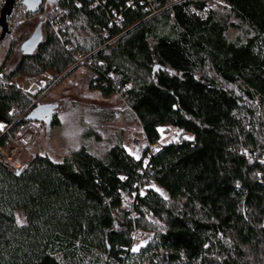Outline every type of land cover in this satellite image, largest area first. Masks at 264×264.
<instances>
[{"label":"trees","instance_id":"16d2710c","mask_svg":"<svg viewBox=\"0 0 264 264\" xmlns=\"http://www.w3.org/2000/svg\"><path fill=\"white\" fill-rule=\"evenodd\" d=\"M150 1L169 0H43L0 43V146L26 127L38 141L58 124L59 107L41 104L47 88L26 94L16 80L48 72L63 80L79 67L94 73L91 89L128 98L147 143L139 159L121 135L60 162L35 153L18 174L0 163V264H264V94L247 79L264 84V0H186L154 17ZM207 6L200 19L194 10ZM59 10L70 22L57 34L50 20ZM35 18L42 40L25 50ZM106 30L122 36L118 48L106 46ZM43 111L38 124L27 120ZM172 130L177 139L163 144ZM143 181L165 196L140 194ZM136 229L152 235L137 252Z\"/></svg>","mask_w":264,"mask_h":264},{"label":"rangeland","instance_id":"374dc122","mask_svg":"<svg viewBox=\"0 0 264 264\" xmlns=\"http://www.w3.org/2000/svg\"><path fill=\"white\" fill-rule=\"evenodd\" d=\"M49 9V7H48ZM174 18L181 20L179 12H174ZM39 18H35L33 30L38 28ZM182 25L192 29L190 21L186 19L179 21ZM220 56H227V53L218 45L207 41ZM238 67L237 64L234 65ZM54 73L48 72L47 77L43 78L46 92L42 96L41 103L44 106H57L58 124L47 128L42 133L39 140L29 148V153L21 156L15 174L21 172L31 160V155L35 153L45 154L53 160L60 162L70 154L79 151L84 146L103 148L114 139L124 135L126 150L133 155H140L146 148L145 135L143 127L138 120L128 116L125 110H129L126 102L119 95L105 97L100 90L91 89V82L95 79L94 73L85 67H79L62 80L61 76L55 79ZM248 81L259 92L264 94V84L255 76L247 77ZM18 85L21 84L17 81ZM36 83L30 93L35 94L40 89ZM130 112V110H129ZM35 124H38L35 122ZM36 131L32 127H26L22 131ZM178 132L172 130L171 133L164 137L163 143H172L177 139ZM135 140L141 142L140 145H133ZM133 155V156H136ZM165 196L163 191L155 187V190ZM152 235L144 232L142 240L134 243L133 251L137 252L145 247L151 240Z\"/></svg>","mask_w":264,"mask_h":264},{"label":"built area","instance_id":"2783aa9c","mask_svg":"<svg viewBox=\"0 0 264 264\" xmlns=\"http://www.w3.org/2000/svg\"><path fill=\"white\" fill-rule=\"evenodd\" d=\"M95 1V6L100 4H105L107 0H94ZM186 0H169L168 4L166 6H161L158 3H154L152 1L149 2L146 8V11L150 13V17H154L159 15L161 12H163L166 8L176 6L180 4L181 2H184ZM216 4L219 5H225L224 0H211ZM6 2V1H5ZM133 2H130L128 6L132 5ZM5 5V3H4ZM41 11V10H40ZM18 12H21L24 14V17L22 19L16 20L13 18L14 15H17ZM195 14L200 18V19H207L210 13L209 7H205L203 10H194ZM27 13H29L25 6H24V0H14V6L13 10L11 13V16L7 18L6 22V33H5V39L9 38L12 39L18 29V26L23 24L25 21H27ZM113 15L115 17V25L119 26L121 22H123V17L121 14H119L116 10H113ZM44 19L46 17L44 16ZM70 18L68 14L65 11L59 10L57 16L53 19L50 20V26L52 29L58 34L61 30V27L65 23H69ZM2 30L0 29V36H1ZM122 36H113L112 34L109 33V31H105L104 34V39L107 41L106 46L109 47L110 49H115L118 48V44L121 42ZM76 60L79 64H84L86 62L85 57L82 55H76ZM45 76V75H43ZM34 77L35 79H32L30 77H27V79H24L23 77L18 78L16 81H20L21 84L19 85L22 91L26 94H31L30 91L34 84L38 83L39 87H44L45 82H44V77L39 76ZM29 78V79H28ZM25 85H28V87H25ZM119 96L122 97L124 102H126V105L128 106V98L123 97L121 93L118 94ZM40 99L37 101H33V106L37 105L39 103ZM28 111H26L23 116H26ZM22 116V117H23ZM4 126V125H3ZM1 130H4V127L1 128ZM37 141V136L34 132L32 131H21L18 136L14 139H11L6 146H0V163L8 167L11 171L15 170L19 164V160L21 156L25 153H29V148L33 146ZM146 141V139H145ZM141 142L139 140H135L133 145L138 146L140 145ZM164 144V143H163ZM178 144V142H176ZM149 145V144H148ZM158 153L157 148L156 149H151L149 152L150 156H155ZM34 159V156L31 155V160ZM30 160V161H31ZM16 171V170H15ZM15 171H13L15 173ZM17 172V171H16ZM136 187L139 190V193L142 194L146 191V189H155V184L152 182H147L143 181L141 183H137ZM137 193L134 192L133 196L136 197ZM137 213L135 211L132 212V217L136 218ZM144 237V231L141 229H136L134 230L133 234L131 235V239L134 243L142 240Z\"/></svg>","mask_w":264,"mask_h":264},{"label":"water","instance_id":"95a60500","mask_svg":"<svg viewBox=\"0 0 264 264\" xmlns=\"http://www.w3.org/2000/svg\"><path fill=\"white\" fill-rule=\"evenodd\" d=\"M47 1L58 7L61 0H47ZM13 6H14V0H6L5 5L3 6L0 12V29L2 30L0 36V43L5 40L6 22H7V18L11 16ZM24 6L30 14H38L43 6V0H24ZM41 40H42L41 29L40 27H38L33 32L32 36L23 44V49L32 50L41 42ZM46 115H47L46 111H43L41 117H37L36 115L35 116L33 115L28 117L27 120L30 122H38L42 120Z\"/></svg>","mask_w":264,"mask_h":264},{"label":"snow or ice","instance_id":"6c2138e0","mask_svg":"<svg viewBox=\"0 0 264 264\" xmlns=\"http://www.w3.org/2000/svg\"><path fill=\"white\" fill-rule=\"evenodd\" d=\"M4 126L2 124H0V128H3ZM161 132L164 131V129H160ZM190 139V138H189ZM157 151H159V149H157ZM133 155H136L135 153H132ZM140 157L138 155H136V159H139ZM121 179H125L124 177H121ZM157 191H159V189H157Z\"/></svg>","mask_w":264,"mask_h":264},{"label":"crops","instance_id":"0c3cea01","mask_svg":"<svg viewBox=\"0 0 264 264\" xmlns=\"http://www.w3.org/2000/svg\"><path fill=\"white\" fill-rule=\"evenodd\" d=\"M49 73H50V72H49ZM47 74H48V73H47ZM47 74H46L45 76H42V77H44V78L47 77ZM53 75H54V74H53ZM23 78H24V79H27V77H23ZM38 78H40V77H38ZM28 79H29V78H28ZM32 79H35V78H32ZM41 104H42V103H41ZM51 106H53V105H51ZM23 169H24V168H23ZM23 169H22V170H23ZM22 170H21V171H22Z\"/></svg>","mask_w":264,"mask_h":264},{"label":"bare ground","instance_id":"6f19581e","mask_svg":"<svg viewBox=\"0 0 264 264\" xmlns=\"http://www.w3.org/2000/svg\"><path fill=\"white\" fill-rule=\"evenodd\" d=\"M25 87H28V85H25Z\"/></svg>","mask_w":264,"mask_h":264}]
</instances>
